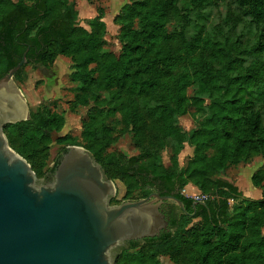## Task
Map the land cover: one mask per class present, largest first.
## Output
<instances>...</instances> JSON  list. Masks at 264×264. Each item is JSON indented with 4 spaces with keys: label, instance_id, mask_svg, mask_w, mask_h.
I'll list each match as a JSON object with an SVG mask.
<instances>
[{
    "label": "trees",
    "instance_id": "1",
    "mask_svg": "<svg viewBox=\"0 0 264 264\" xmlns=\"http://www.w3.org/2000/svg\"><path fill=\"white\" fill-rule=\"evenodd\" d=\"M214 2L131 0L114 17L116 49L107 47L102 8L87 19V29L72 0H0V77L25 52L17 83L26 78L27 65L47 67L58 56L69 57L77 84L70 109L89 107L83 147L108 178L125 185L126 198H143L159 182L168 190L176 186L192 212L195 199L182 189L193 184L208 195L194 215L173 223L174 231L130 241L115 264H162V256L176 264H264V162L251 175L262 191L259 199L220 178L255 156L264 159V0H233L222 23L193 32V15ZM238 27L230 38L228 31ZM190 107L196 127L186 129L179 118ZM64 125V111L42 105L30 110L29 119L5 125L4 132L39 177L47 172L52 132ZM128 133L138 154L109 150ZM55 142L63 145L62 153L69 145L82 146L71 134ZM185 144L193 154L180 164ZM165 150L169 165L163 163Z\"/></svg>",
    "mask_w": 264,
    "mask_h": 264
},
{
    "label": "water",
    "instance_id": "2",
    "mask_svg": "<svg viewBox=\"0 0 264 264\" xmlns=\"http://www.w3.org/2000/svg\"><path fill=\"white\" fill-rule=\"evenodd\" d=\"M26 63L25 52L0 77V264H115L123 242L158 236L167 228L158 201H172L185 210L184 203L153 193L112 205L114 182L79 145L61 151L52 181L45 182L56 160L38 178L4 132L5 125L30 118L14 79Z\"/></svg>",
    "mask_w": 264,
    "mask_h": 264
},
{
    "label": "rangeland",
    "instance_id": "3",
    "mask_svg": "<svg viewBox=\"0 0 264 264\" xmlns=\"http://www.w3.org/2000/svg\"><path fill=\"white\" fill-rule=\"evenodd\" d=\"M79 11V23L87 29L90 26L87 23V19H90L98 15V8H102L105 13V22L107 25L108 34L107 47H112L115 44L116 49L120 48L119 43L115 36L119 33V26L114 23V17L118 14L121 7L131 0H72ZM233 0H215L214 4L201 13L194 14V25L191 28L193 32L199 30L201 26L206 29H210L220 23L228 11V7L232 6ZM242 27H238L235 32L228 31L230 38L235 39L236 34L240 32ZM71 61L67 56H58L57 59L50 65L45 67L47 71L43 70L40 65L29 64L25 68L26 78L19 82L24 97L30 107V110H35L39 106L48 105L53 109L65 112V125L59 132H52L53 142L51 149L46 160L45 170L51 167L58 155L63 150V145L55 142L57 137L65 134H71L82 145L84 140L82 138V120L86 117L88 108L87 106H80L76 111L70 109L71 102L75 99L76 95V83L71 79ZM189 95H193V89H189ZM208 102V101H207ZM193 107L189 108V112L179 118V125L186 129H192L196 127L192 112ZM10 144V143H9ZM70 146V145H69ZM109 150H116L127 156L138 154V150L134 145L131 134H125L122 138L115 143ZM193 154V148L189 144H185L184 150L179 154V162L183 164L188 155ZM163 163L165 165L170 164V151L165 150L162 153ZM264 162V159L260 156H255L248 162H242L238 165L228 168L226 171L220 174V178L233 183L239 187L245 196L250 198L259 199L262 196V191L259 188L253 186L251 181L252 173L259 168ZM47 173V172H46ZM44 175L38 178H44ZM110 179V178H109ZM112 180V179H110ZM113 181V180H112ZM116 186V195L112 198V205L120 204L121 202L128 200L125 197L126 188L125 185L116 179L113 181ZM184 195L193 198H202L204 193L201 192L193 184H188L182 189ZM233 201L231 200L230 203ZM199 219H194L193 225L197 224ZM162 264H176L168 256L161 257ZM182 264V263H180Z\"/></svg>",
    "mask_w": 264,
    "mask_h": 264
},
{
    "label": "flooded vegetation",
    "instance_id": "4",
    "mask_svg": "<svg viewBox=\"0 0 264 264\" xmlns=\"http://www.w3.org/2000/svg\"><path fill=\"white\" fill-rule=\"evenodd\" d=\"M36 65H40V67L41 66H44V65H41V64H36ZM53 180V178H52V173L51 174H49L48 176H47V178H46V181L45 182H50V181H52ZM178 192H179V190H178V188L176 187V186H174L172 189H165V188H162V185L161 184H159V182L158 183H156V184H154L153 185V190L147 195V196H145V197H148V196H150L151 194H153V193H158V194H160V195H162V196H165V195H173V196H176L177 198H179L178 197ZM181 193L183 194V192L181 191ZM145 197H143V198H145ZM152 198H154V197H152ZM180 199V198H179ZM195 201H198V200H194V202ZM159 202V209H160V211L164 214V216H165V219L167 220V222H168V226H167V228L166 229H163V230H161L160 231V234H161V232H170V231H174L175 230V227L173 226V223L174 222H176V221H178L179 220V218L183 215V214H187V215H192L194 212H195V209H196V205L197 204H200V203H192V208L194 209L192 212H190L189 210H187V208H186V205L184 204V206H185V210H183V209H181L177 204H175L174 202H172V201H168V200H164V201H158ZM184 203V202H183ZM159 234V235H160ZM158 235V236H159ZM139 240H143V239H139ZM134 241V240H133ZM129 242L130 241H125V242H123L122 243V245H121V247H119L118 249V251H120L121 249H123V247H127V246H129ZM117 251V252H118ZM116 256V255H115Z\"/></svg>",
    "mask_w": 264,
    "mask_h": 264
},
{
    "label": "built area",
    "instance_id": "5",
    "mask_svg": "<svg viewBox=\"0 0 264 264\" xmlns=\"http://www.w3.org/2000/svg\"><path fill=\"white\" fill-rule=\"evenodd\" d=\"M191 198H193V197H191ZM193 199L200 200V201H205L206 199H208V195L204 194V195H202V198L198 197V198H193Z\"/></svg>",
    "mask_w": 264,
    "mask_h": 264
},
{
    "label": "crops",
    "instance_id": "6",
    "mask_svg": "<svg viewBox=\"0 0 264 264\" xmlns=\"http://www.w3.org/2000/svg\"><path fill=\"white\" fill-rule=\"evenodd\" d=\"M105 19V18H104Z\"/></svg>",
    "mask_w": 264,
    "mask_h": 264
}]
</instances>
